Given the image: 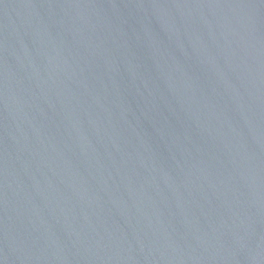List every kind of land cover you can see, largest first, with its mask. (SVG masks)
<instances>
[{"label": "water", "instance_id": "obj_1", "mask_svg": "<svg viewBox=\"0 0 264 264\" xmlns=\"http://www.w3.org/2000/svg\"><path fill=\"white\" fill-rule=\"evenodd\" d=\"M0 264H264V0H0Z\"/></svg>", "mask_w": 264, "mask_h": 264}]
</instances>
